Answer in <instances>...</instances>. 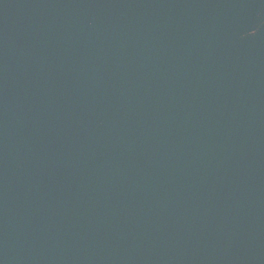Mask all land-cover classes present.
<instances>
[{
    "label": "water",
    "instance_id": "obj_1",
    "mask_svg": "<svg viewBox=\"0 0 264 264\" xmlns=\"http://www.w3.org/2000/svg\"><path fill=\"white\" fill-rule=\"evenodd\" d=\"M0 264H264V0H0Z\"/></svg>",
    "mask_w": 264,
    "mask_h": 264
}]
</instances>
